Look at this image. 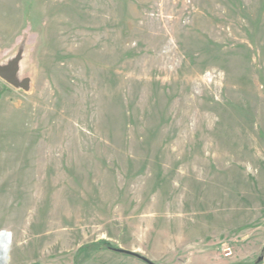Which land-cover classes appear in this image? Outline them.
Returning a JSON list of instances; mask_svg holds the SVG:
<instances>
[{
  "label": "rangeland",
  "instance_id": "374dc122",
  "mask_svg": "<svg viewBox=\"0 0 264 264\" xmlns=\"http://www.w3.org/2000/svg\"><path fill=\"white\" fill-rule=\"evenodd\" d=\"M14 61L8 264H264V0H0Z\"/></svg>",
  "mask_w": 264,
  "mask_h": 264
},
{
  "label": "water",
  "instance_id": "95a60500",
  "mask_svg": "<svg viewBox=\"0 0 264 264\" xmlns=\"http://www.w3.org/2000/svg\"><path fill=\"white\" fill-rule=\"evenodd\" d=\"M16 64L17 61H14L9 67L0 69V77L4 80H6L9 84L13 83L15 77H16ZM26 86V83H23L21 87ZM11 233L2 231L0 232V261L1 264H8L9 262V254H10V248H11ZM119 254L135 257L139 260H142L146 264H154L151 261L147 260L146 258L136 254L135 252L127 251L118 249L116 251Z\"/></svg>",
  "mask_w": 264,
  "mask_h": 264
},
{
  "label": "trees",
  "instance_id": "16d2710c",
  "mask_svg": "<svg viewBox=\"0 0 264 264\" xmlns=\"http://www.w3.org/2000/svg\"><path fill=\"white\" fill-rule=\"evenodd\" d=\"M107 245H109V244H107ZM96 247H97V246H96ZM107 249H108V250H111V251H114L115 253H117L116 251L118 250V249H115V248H111L110 246H108Z\"/></svg>",
  "mask_w": 264,
  "mask_h": 264
},
{
  "label": "bare ground",
  "instance_id": "6f19581e",
  "mask_svg": "<svg viewBox=\"0 0 264 264\" xmlns=\"http://www.w3.org/2000/svg\"><path fill=\"white\" fill-rule=\"evenodd\" d=\"M12 240H13V239H12V237H11V243H12ZM0 264H1V261H0Z\"/></svg>",
  "mask_w": 264,
  "mask_h": 264
}]
</instances>
